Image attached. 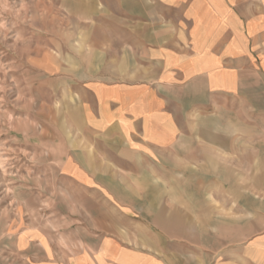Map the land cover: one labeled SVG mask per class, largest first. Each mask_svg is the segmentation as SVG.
I'll use <instances>...</instances> for the list:
<instances>
[{"label": "crops", "instance_id": "crops-1", "mask_svg": "<svg viewBox=\"0 0 264 264\" xmlns=\"http://www.w3.org/2000/svg\"><path fill=\"white\" fill-rule=\"evenodd\" d=\"M120 15L128 17L118 42L129 69L112 80L90 78L81 101L86 130L118 145L112 158L96 153L114 167L95 170L70 157L66 175L128 207L139 205L137 189L116 175L209 177L210 197L230 192L223 204L215 194H182L184 186L176 201L236 209L239 246L210 264H264V134H253L255 127L264 133V0H128ZM251 113L263 120L250 124ZM221 176L232 178L222 186ZM168 191L161 189L164 202ZM57 236L36 224L23 228L0 264H168L121 246L115 232L93 233L96 242L82 248L60 245Z\"/></svg>", "mask_w": 264, "mask_h": 264}, {"label": "rangeland", "instance_id": "rangeland-1", "mask_svg": "<svg viewBox=\"0 0 264 264\" xmlns=\"http://www.w3.org/2000/svg\"><path fill=\"white\" fill-rule=\"evenodd\" d=\"M124 7L128 0H0V259L12 255L15 233L35 224L75 248L95 243L93 233L115 232L121 246L168 264H210L239 246L236 209L177 206L183 186L182 194L202 200L215 194L223 204L230 192L210 197L209 177L116 175L137 189L139 205L128 207L66 175L70 157L95 170L114 167L96 153L112 158L118 145L86 130L81 101L84 82L129 69L128 49L118 42L128 35ZM257 115L248 122L263 120ZM262 131L255 127L253 134ZM217 178L222 185L232 177ZM162 185L169 190L165 202Z\"/></svg>", "mask_w": 264, "mask_h": 264}]
</instances>
